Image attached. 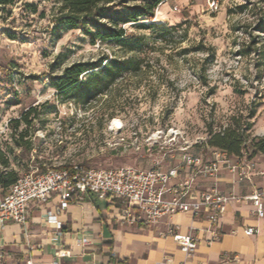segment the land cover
Instances as JSON below:
<instances>
[{"label":"rangeland","instance_id":"rangeland-1","mask_svg":"<svg viewBox=\"0 0 264 264\" xmlns=\"http://www.w3.org/2000/svg\"><path fill=\"white\" fill-rule=\"evenodd\" d=\"M62 2L20 0L0 12L5 171L21 177L75 165L147 170L154 162L180 164L184 154L210 158V130H223L233 117L245 125L253 110L248 133L264 137V0H165L154 21H143L147 27L125 26L142 39L133 50L93 45L78 30L53 39ZM102 57H135L139 69L86 106L50 83L72 64ZM31 108L30 125L17 124ZM19 135L31 143L30 153L17 146Z\"/></svg>","mask_w":264,"mask_h":264},{"label":"crops","instance_id":"crops-1","mask_svg":"<svg viewBox=\"0 0 264 264\" xmlns=\"http://www.w3.org/2000/svg\"><path fill=\"white\" fill-rule=\"evenodd\" d=\"M264 170V155L252 159ZM185 172L182 173V177ZM253 184L234 185L223 170L218 180L198 179L196 189L217 187L222 193L250 195L253 189L264 192V176L254 177ZM68 209L59 210L60 201L52 195L47 205L32 212L30 223L23 227L11 224L0 230V247L7 246L8 264H264V218L260 219L250 202L232 203L217 226L208 222V214L194 218L178 214L163 218L158 226L128 225L120 219L123 202L102 200L90 194L83 201L72 197ZM255 227L258 233L247 236ZM170 229L182 234L192 231L198 247L192 256L182 253ZM86 239L89 245H84ZM58 252H63L58 257Z\"/></svg>","mask_w":264,"mask_h":264},{"label":"built area","instance_id":"built-area-1","mask_svg":"<svg viewBox=\"0 0 264 264\" xmlns=\"http://www.w3.org/2000/svg\"><path fill=\"white\" fill-rule=\"evenodd\" d=\"M228 170L234 185L253 184L254 177L264 176L258 165L247 155L229 157L222 150H214L210 158L184 154L182 162L164 167L154 162L152 168L136 167L85 169L75 165L72 169H47L45 173L31 172L21 176L6 195L0 196V230L12 223L27 226L32 212L51 200L52 195L60 201L59 210L68 209L73 196L83 201L85 195L102 200L123 202L120 219L128 225L158 226L163 218L189 214L198 218L208 214V222L217 226L232 203L251 202L258 218H264V192L253 189L250 195L222 193L217 187L198 191V179L218 180L220 173ZM185 176L182 177V173ZM170 229L164 236H171L182 253L192 256L198 247V238L192 231L187 234ZM258 233L255 227L245 230L247 236ZM84 245L89 242L84 239ZM63 252H58V257ZM7 246L0 247V264H8ZM25 264H37L27 259ZM57 264V263H54ZM158 264H175L164 260ZM181 264V263H179Z\"/></svg>","mask_w":264,"mask_h":264},{"label":"trees","instance_id":"trees-1","mask_svg":"<svg viewBox=\"0 0 264 264\" xmlns=\"http://www.w3.org/2000/svg\"><path fill=\"white\" fill-rule=\"evenodd\" d=\"M20 0H0V12L11 8ZM165 0H63L55 18L54 27L51 31L53 39H60L65 32L71 30L81 31L90 39L93 45L98 42L117 43L123 47L133 50L142 42V39L128 33L125 26L147 27L145 22H152L159 6ZM264 31V24L260 28ZM252 54V49L246 51ZM139 63L135 57L110 59L102 57L97 62H78L67 67L62 75L49 78L55 90L69 101H74L86 106L106 94L111 87L116 85L117 80L127 74L136 73ZM53 65L52 67H56ZM31 108L29 113L21 119L15 120L17 124L30 125L29 116L34 113ZM256 115L253 110L247 117V123L241 125L233 117L231 124L213 132L210 130L209 138L204 147L213 150H222L229 157H241L247 155L253 159L258 155H264V137L253 136L248 131L252 128L250 120ZM23 135L15 140L17 146L25 152L30 153L31 143H24ZM0 196L6 195L9 188L20 178L18 172H7L9 160L3 149L0 137ZM80 166V165H78ZM89 169L87 166H80ZM73 167L61 166L58 169H72ZM47 170L43 169V173Z\"/></svg>","mask_w":264,"mask_h":264},{"label":"bare ground","instance_id":"bare-ground-1","mask_svg":"<svg viewBox=\"0 0 264 264\" xmlns=\"http://www.w3.org/2000/svg\"><path fill=\"white\" fill-rule=\"evenodd\" d=\"M118 124V122L117 123H115V125H117Z\"/></svg>","mask_w":264,"mask_h":264}]
</instances>
